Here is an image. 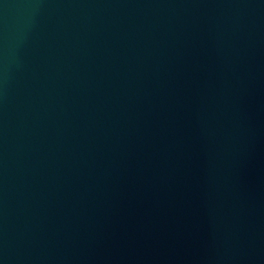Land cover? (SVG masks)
Instances as JSON below:
<instances>
[{
    "label": "water",
    "instance_id": "95a60500",
    "mask_svg": "<svg viewBox=\"0 0 264 264\" xmlns=\"http://www.w3.org/2000/svg\"><path fill=\"white\" fill-rule=\"evenodd\" d=\"M0 264H264V0H0Z\"/></svg>",
    "mask_w": 264,
    "mask_h": 264
}]
</instances>
